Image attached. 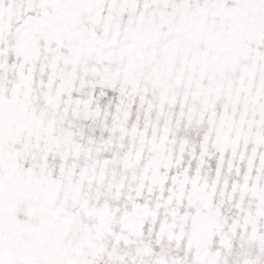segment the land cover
Segmentation results:
<instances>
[{"label":"snow or ice","instance_id":"6c2138e0","mask_svg":"<svg viewBox=\"0 0 264 264\" xmlns=\"http://www.w3.org/2000/svg\"><path fill=\"white\" fill-rule=\"evenodd\" d=\"M0 264H264V0H0Z\"/></svg>","mask_w":264,"mask_h":264}]
</instances>
